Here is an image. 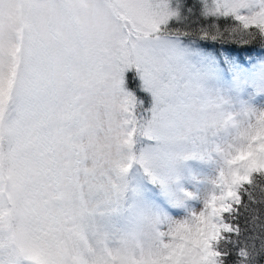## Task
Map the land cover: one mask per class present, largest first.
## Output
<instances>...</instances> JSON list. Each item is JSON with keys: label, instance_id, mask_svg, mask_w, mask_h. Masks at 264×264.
Wrapping results in <instances>:
<instances>
[{"label": "rangeland", "instance_id": "obj_1", "mask_svg": "<svg viewBox=\"0 0 264 264\" xmlns=\"http://www.w3.org/2000/svg\"><path fill=\"white\" fill-rule=\"evenodd\" d=\"M146 7V0H0L4 259L14 254L21 264H89V245L135 252L159 221L187 217L218 191L223 158L216 148L232 139L247 110L264 109V57L250 66L238 63L195 36L193 52L210 59L211 71L199 83L200 95L187 100L188 116L194 126L213 130L222 120L223 131L210 130L207 145L199 146L152 145L137 133V159L125 171L110 166L105 191L89 195L83 189L78 206L68 196L63 174L71 168L73 149L91 167L102 148L119 142L116 133L131 111L130 73L163 67L175 55L158 39ZM175 29L172 24L168 31ZM226 65L233 67L232 80L225 77ZM138 108L136 117L146 123L150 113L141 118ZM7 138L13 143L4 154ZM153 150L158 159L146 171L138 157ZM158 183L165 187L162 194L153 191Z\"/></svg>", "mask_w": 264, "mask_h": 264}, {"label": "snow or ice", "instance_id": "obj_2", "mask_svg": "<svg viewBox=\"0 0 264 264\" xmlns=\"http://www.w3.org/2000/svg\"><path fill=\"white\" fill-rule=\"evenodd\" d=\"M146 4L144 10L154 18L160 30L158 39L175 55L163 67L149 68L143 74L138 70L143 84L141 94L147 91L152 97L151 106L145 109L150 113V120L141 122L135 114L137 107L149 103L148 97L141 101L131 92V111L116 133L119 142L115 146L102 148L101 155L93 157L91 167L87 166V156L73 149L71 168L63 174V182L68 184V196L75 206L79 204L83 189L86 188L87 193L92 195L105 191L111 185L104 179L105 172L111 170L110 166L115 165L120 171L131 167L137 159V133L165 146L180 141L199 146L207 145L210 130L214 135L223 131L222 120L213 130L206 124L194 126L188 116L190 106L187 100L193 94L200 95L199 83L211 71L210 59L193 52L196 47L194 36L199 34L201 40L211 39L225 44L253 43L259 39L264 45V0H249L248 3H241L240 0H199V16L207 24L198 30L190 23L194 10L185 9L183 0H146ZM172 24L181 27L169 32ZM184 41L188 42V46ZM226 52L231 58V53ZM259 57H264V52L257 53L253 60ZM239 60L241 63H252L245 61L244 57H239ZM117 76H120L119 72ZM128 80H131V75ZM243 116L238 131L231 134L232 139L224 147L216 148L223 158L216 182L218 191L205 201L201 209L191 211L183 219L159 221L149 238L135 252L120 250L114 253L89 245V264H226L231 254L228 245L238 250L235 264H252L258 237L253 235L241 241L239 237L243 236V231L239 218L242 209L249 211V204L242 202L243 195H247L250 203L264 204V109H249ZM138 159L148 171L157 162L158 154L155 150L142 151ZM125 160L127 163H122ZM258 188L261 199L256 198ZM252 223L254 228L260 229V251H264V222L258 223L253 216ZM233 234L237 236L235 241L232 240ZM221 244L225 247L222 248ZM0 264L21 262L14 254L8 259L0 255Z\"/></svg>", "mask_w": 264, "mask_h": 264}, {"label": "trees", "instance_id": "obj_3", "mask_svg": "<svg viewBox=\"0 0 264 264\" xmlns=\"http://www.w3.org/2000/svg\"><path fill=\"white\" fill-rule=\"evenodd\" d=\"M183 3H184L185 9L192 8L194 10L193 15L190 20L192 27L198 30L202 25L206 26L207 22L201 20L199 16V7H200L199 0H183ZM180 27H181L180 25H177V28H180ZM196 36H199V34H197ZM202 41H205L208 46L212 47L215 50L216 53H219V57L229 58L228 53L226 52L227 50L228 52L231 53L232 58H237L238 63H241L239 60V57H244L245 61H252V63H243V64L254 65L262 57H259L253 60V56H255L257 53L264 52V45L261 44L259 39H256L253 43H247V42L239 43L238 42V43H226V44L223 42H216L211 39L202 40ZM245 48L247 50H243ZM225 67L227 68L228 65H226ZM130 75H131V80L129 81L127 79V89L130 92H134L141 101H143L145 97H148L149 103L144 105L143 107H139L137 110V112L140 113L141 118H143L149 114L145 109L150 107V104H151L150 94H148L145 91L143 92V95L141 94L142 89H140L141 87H140V83L138 80L139 75L138 73H136L135 70L132 71ZM13 109L15 110V108ZM143 141L149 143L148 142L149 139L143 138ZM12 143L13 142L10 141V138H7L5 140L4 146H3L4 154L9 153V151L11 150ZM154 186L156 187V185ZM256 198L261 199V193H260L259 188L256 191ZM242 202L245 204H249V211L244 212L243 209L241 210L242 215L239 218V225L243 231V236L239 237V239L243 241L246 237H250L253 235L257 236L258 238L255 240L256 250L254 252V259L252 260V264H264V251H260V248H261V238L259 237L260 229L254 228L253 223H252L253 216L256 217L258 223L264 222V204L250 203L248 201L247 195H243ZM236 239H237V236L233 234L232 240L235 241ZM249 243L251 245L252 241H250ZM221 247L223 248L225 247V245L221 244ZM227 248L231 254L228 257L226 264H235V261L237 260L238 250L232 245H228Z\"/></svg>", "mask_w": 264, "mask_h": 264}, {"label": "clouds", "instance_id": "obj_4", "mask_svg": "<svg viewBox=\"0 0 264 264\" xmlns=\"http://www.w3.org/2000/svg\"><path fill=\"white\" fill-rule=\"evenodd\" d=\"M133 229L138 231L139 227L138 226H134Z\"/></svg>", "mask_w": 264, "mask_h": 264}]
</instances>
